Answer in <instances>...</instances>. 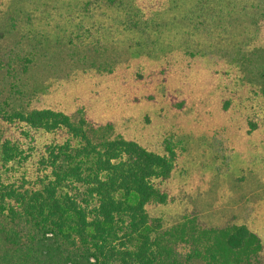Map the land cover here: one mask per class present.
Here are the masks:
<instances>
[{
    "label": "rangeland",
    "instance_id": "374dc122",
    "mask_svg": "<svg viewBox=\"0 0 264 264\" xmlns=\"http://www.w3.org/2000/svg\"><path fill=\"white\" fill-rule=\"evenodd\" d=\"M118 2L0 0V103L59 110L157 153L171 148L168 198L149 215L164 227L184 216L246 225L262 243L253 264H264V100L238 79L244 51L259 45L244 43L262 6ZM134 5L148 25L131 28Z\"/></svg>",
    "mask_w": 264,
    "mask_h": 264
},
{
    "label": "trees",
    "instance_id": "16d2710c",
    "mask_svg": "<svg viewBox=\"0 0 264 264\" xmlns=\"http://www.w3.org/2000/svg\"><path fill=\"white\" fill-rule=\"evenodd\" d=\"M211 1L195 4L205 10ZM213 1L219 11L231 5V0ZM258 1L263 11L244 44L259 45L244 51L238 79L251 83L249 92L264 100V0ZM134 6L131 28L148 25L142 5ZM3 104L0 264L255 262L262 243L246 225L203 227L196 217L184 216L164 227L149 215V204L168 198L164 183L176 159L171 148L157 153L59 110Z\"/></svg>",
    "mask_w": 264,
    "mask_h": 264
}]
</instances>
